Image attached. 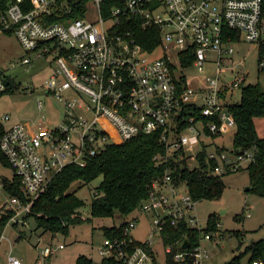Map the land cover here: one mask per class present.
Listing matches in <instances>:
<instances>
[{"label":"built area","instance_id":"built-area-1","mask_svg":"<svg viewBox=\"0 0 264 264\" xmlns=\"http://www.w3.org/2000/svg\"><path fill=\"white\" fill-rule=\"evenodd\" d=\"M8 4L0 15V32L12 30L23 51L31 54L20 65L35 59L53 63L43 86L62 106V117L54 126L19 121L2 132L0 150L27 200L9 197L6 209L13 214L8 223L23 222L36 197L66 164L82 166L109 143L160 131L165 153L155 159L197 162L201 140L212 143L211 135L222 137L234 129L227 104L246 81L237 73L243 63L235 44L256 43L258 69L264 68V0H9ZM89 4L96 8L94 21L85 18ZM104 4L109 6L104 9ZM76 11L80 14L73 16ZM123 19L136 20L142 28L157 27L158 46L143 49L130 33L120 30ZM159 48L160 56L152 57ZM188 51L194 54L193 62L184 67L179 54ZM193 67L196 73L189 77L184 68ZM227 71L237 75L223 80ZM5 77L0 71V90L5 88ZM37 108L42 109L41 101ZM3 119L8 121L7 115ZM196 145L199 150L194 154ZM216 147L206 155L215 162L210 175L235 172L254 161L255 148L234 153L232 147L221 151ZM176 169V165L167 168L161 179L152 182L148 197L127 219L123 237L103 238L101 260L95 264H156L148 249H153L150 238L142 241L147 246L130 245L141 214L151 217L152 234L158 237L166 224L175 226L181 219L201 228L193 212L195 202ZM3 229L0 242L5 238ZM211 237L203 234L192 251L182 248V239L178 242L182 251L174 253L173 260L190 256L200 264L207 256L201 240ZM62 248L45 244L37 250L35 264H50L49 258ZM164 249L166 255L172 246ZM5 264L21 260L10 250ZM241 264H264V260L247 258Z\"/></svg>","mask_w":264,"mask_h":264},{"label":"trees","instance_id":"trees-1","mask_svg":"<svg viewBox=\"0 0 264 264\" xmlns=\"http://www.w3.org/2000/svg\"><path fill=\"white\" fill-rule=\"evenodd\" d=\"M9 0H0V15L8 7ZM109 4L102 7L106 9ZM79 11L73 16H78ZM1 27V23H0ZM120 30L130 33L131 37L143 49L153 51L160 42L161 33L155 26L142 28L141 24L132 19H123ZM6 34H12V30H3ZM181 64L190 67L194 54L188 51L186 54H179ZM5 88L0 90V95L12 93L18 87L9 77L3 79ZM240 99L227 104V110L234 118V133L231 139V146L234 153H241L244 149H256L254 161L239 170L247 171L249 177L248 189L259 197H264V137H258L254 128V119L264 116V90L259 84L246 83L240 89ZM206 122L207 117H202ZM0 121V137L4 130ZM209 133V130L206 129ZM210 134V133H209ZM218 133L211 135L212 143L201 140V150L197 153L198 166L190 167L186 159L180 160V164L169 161L160 163L155 156H163L165 153L164 142L161 141L160 131L152 133H140L121 143L106 144L97 154L90 157L82 166L68 163L58 171L50 180L47 188L41 192L32 203L24 218L33 219L34 230L40 228L43 233L49 232L52 236L56 234L67 235L69 225L82 223L90 218H84L80 214L85 201L76 196L75 190L69 191L72 183L79 181L82 184L90 183L100 176L99 184L94 188L89 203V213L94 218H114L118 215L121 222L116 226L102 227L104 237H123L124 227L127 219L134 214L135 209L143 199H146L151 184L156 179L164 176L165 170L177 166L176 175L185 183L188 194L196 203L201 199H219L224 188L223 175H210L208 170L212 169L214 161L207 160V151L212 146L217 150H225V145L218 146L214 139L219 138ZM0 163L9 167L7 159L0 150ZM175 164V165H174ZM228 174V173H226ZM2 187L7 191L9 197H18L23 202L27 200L20 191L18 177L13 174L11 179L2 178ZM13 211L6 209L0 215L1 231L10 220ZM218 215L212 214L206 220L204 227L192 228L187 222L181 219L175 226L166 224L160 233L159 239L164 245H171L172 249L165 255L166 264H194L190 256H185L181 262L173 260V254L182 251L178 244L182 239H187L188 248L192 251L198 246L201 236L205 233H214L219 230ZM16 226V224H13ZM240 235L238 231H234ZM264 238V237H263ZM263 238L251 241L244 249L233 255L226 264H241L245 257L249 260H264ZM242 244L239 241V245ZM147 246L144 242L133 239L130 244ZM150 254L155 259V252L148 247ZM103 262V261H102ZM75 264H95L87 256H78ZM104 263V262H103Z\"/></svg>","mask_w":264,"mask_h":264},{"label":"rangeland","instance_id":"rangeland-1","mask_svg":"<svg viewBox=\"0 0 264 264\" xmlns=\"http://www.w3.org/2000/svg\"><path fill=\"white\" fill-rule=\"evenodd\" d=\"M85 18L91 21L97 19L95 5L87 6ZM235 47L240 53L238 59L243 63L242 67L237 69V73L245 75V84H259L264 90V68L258 69L256 62L259 46L256 43L239 40ZM161 53L162 49L159 48L152 57H158ZM30 56L31 54L23 51L14 34L0 32V71L5 72L7 77L18 85L12 93L0 95V121L4 127L19 121L51 127L56 125L62 117L61 104L46 92L43 86L52 70L53 63L49 65L43 60L35 59L28 65H20L23 58ZM173 62L176 64L174 55ZM176 66L179 67V64L177 63ZM212 71L213 69L209 68L208 74ZM184 72L191 77L196 73V69L184 68ZM236 75L227 71L221 75V78L229 81ZM197 76L202 75L197 74ZM232 95L233 101H238L241 96L240 89L234 90ZM38 101L42 102L41 110L37 108ZM4 115H7L8 121L3 119ZM233 133L234 129L223 138H216V142L230 147ZM198 150L199 145H196L194 154ZM189 162L191 167L197 164V162ZM5 177L11 178L12 170L0 163V215L3 213L2 210L6 211L9 203V194L1 183L2 178ZM222 177L224 182L222 196L219 199L198 200L193 209L200 227H204L209 215L214 213L219 217V230L210 232L213 235L210 241L201 240L203 246L207 247V256L200 264H226L233 255L242 251L251 241L264 237V197L261 198L248 189L245 190L249 186L246 169L229 172ZM99 180L100 176L82 186L79 181H76L69 188V191L75 190L76 196L85 201L80 214L84 218L89 217L90 221L85 220L82 223L69 225L67 235L56 234L55 236L49 232L43 233L40 228L34 230L35 222L32 218L30 220L24 218L27 223L25 225L17 223L18 227L9 224L4 228L5 238L0 242V264H5L10 250L13 256L21 260V264H33L37 250L51 243L62 244L63 248L52 254L49 258L50 264H75V259L84 255L94 263H100L98 250L104 238L102 227L116 226L121 222V218L118 215L114 218H94L89 213L91 196ZM148 216L141 214L138 217L131 235L140 241L150 238L156 255V264H166L164 245L157 235L152 234L151 217L148 218ZM234 231H238L240 235H236ZM239 241L242 244L239 245ZM246 260L244 257L241 263Z\"/></svg>","mask_w":264,"mask_h":264},{"label":"crops","instance_id":"crops-1","mask_svg":"<svg viewBox=\"0 0 264 264\" xmlns=\"http://www.w3.org/2000/svg\"><path fill=\"white\" fill-rule=\"evenodd\" d=\"M254 128H256V132H257V135L259 136V137H261V136H264V116H261L260 118H255L254 119ZM224 137V135L222 136V137H219V138H223ZM218 138V139H219ZM223 144V143H222ZM224 145V144H223ZM12 177H13V171H12ZM11 177V178H12ZM5 178H7V177H5ZM11 178H7V179H11ZM245 190H247L246 188H245ZM150 216H148V218H149ZM27 222H26V220H23V222H18V225L19 224H23V225H25ZM9 224H11L12 226H13V224L14 223H8V224H6V226L7 225H9ZM16 225H17V223H15ZM18 225L17 226H14V227H18ZM6 226H4V228L6 227ZM4 230V229H3ZM264 236V235H263ZM132 237H134V236H132ZM135 238V237H134ZM136 239V238H135ZM137 240V239H136ZM140 241V240H139ZM3 257V256H2ZM36 257H37V253H36V255H35V259H36ZM35 259H34V261H33V264L35 263ZM4 262V261H3Z\"/></svg>","mask_w":264,"mask_h":264},{"label":"water","instance_id":"water-1","mask_svg":"<svg viewBox=\"0 0 264 264\" xmlns=\"http://www.w3.org/2000/svg\"><path fill=\"white\" fill-rule=\"evenodd\" d=\"M250 188V186H247L246 187V189H249ZM188 241H187V239L185 238V239H183V241H182V248H186L187 246H188Z\"/></svg>","mask_w":264,"mask_h":264}]
</instances>
